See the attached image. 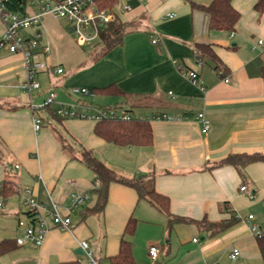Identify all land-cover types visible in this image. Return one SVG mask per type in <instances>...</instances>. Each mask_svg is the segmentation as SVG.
<instances>
[{"label":"crops","instance_id":"1","mask_svg":"<svg viewBox=\"0 0 264 264\" xmlns=\"http://www.w3.org/2000/svg\"><path fill=\"white\" fill-rule=\"evenodd\" d=\"M212 1L132 0L131 9L120 15L128 25L122 45L101 56L96 52L99 47L84 52L52 15L44 18L39 29L48 48L43 58L48 68L41 74L45 87L41 84L36 96L42 89L52 90V80L61 87L91 91L116 86L123 96L95 98L111 101L101 107L151 118L153 145L147 148L108 144L95 135L96 122L60 120L52 106L42 110L52 120L45 127L40 110H34L42 103L34 101L33 92L29 95L21 89L26 80L23 57L0 48V182H10L15 189L13 196L0 198V242H15L25 234L19 226L20 221L30 222L20 195L24 190H31L44 203L49 193L61 205L73 193L92 192L95 175L71 160L60 137L73 151L72 145L80 149L75 157L87 150L125 177L152 179L154 189L169 198L176 217L217 224L230 219L231 212L239 222L216 236L187 223L169 230L167 218L139 200L134 189L112 184L102 215L85 214L96 203L93 194L91 204L73 214V233L50 224L41 247L16 244L14 250L0 254V264H89L81 241L88 243L97 264H112L110 258L118 254L131 218L137 220V231L125 238L133 244L136 264H152L151 246L161 249L154 264H220L226 258L231 261L235 249L240 255L232 261L264 264L246 221L253 214L256 223H264V162L249 164L242 171L220 165L231 155H264V12L255 10L258 0H232L240 14L235 31H210L208 14L193 5L208 6ZM3 35L0 21V40ZM153 38L158 44L152 43ZM198 45L211 47L227 68L226 75L216 72L208 58L202 67L197 64ZM179 66L197 72L199 84L184 77ZM55 67L64 73L56 74ZM198 114H204L209 124L207 133ZM163 115L173 120L157 119ZM34 116L43 121L38 133L33 130ZM244 185L256 193L255 201L241 194ZM96 218L102 219L103 229L98 228L99 221L94 222ZM141 229L147 237L139 243ZM195 232L204 237L197 240Z\"/></svg>","mask_w":264,"mask_h":264},{"label":"built area","instance_id":"2","mask_svg":"<svg viewBox=\"0 0 264 264\" xmlns=\"http://www.w3.org/2000/svg\"><path fill=\"white\" fill-rule=\"evenodd\" d=\"M114 0H26L20 3V9H11L12 0H0V21L4 26V35L0 40V48L7 49L13 54H19L23 57L26 80L21 84V89L28 93L39 90L41 83L37 77L41 72L47 70L46 63L43 58L48 53V48L42 44V35L39 29L43 27V20L47 15H52L55 18L66 21L74 36L75 41L80 47L92 48L91 50L101 47L100 33L101 31L120 20V15L128 12L131 8L129 3L132 0H117L113 7H109L106 3ZM170 18L174 15H169ZM158 39L153 38L152 43L158 44ZM263 44L262 41L259 42ZM197 64L202 67L203 62L198 61ZM181 74L190 82L198 85V73L190 71L182 67H178ZM54 72L58 75L64 73L63 68L55 67ZM221 74V73H220ZM228 83L229 79L226 78ZM72 94L80 97L75 105L60 104L59 109L54 113L56 117L62 120L77 119V120H92L100 122L106 119H119L129 121L133 115L126 113L116 107H101L93 106L95 96L89 89L74 88ZM57 95L51 93L50 96L34 110H46L55 103ZM89 99L88 103L86 100ZM93 100V102H92ZM138 118H144L141 115H135ZM151 120V118H145ZM157 119L173 120L172 117L163 115ZM197 119L203 124V133H207L209 124L205 119L204 114H198ZM43 126L41 118L33 117V130L38 133ZM19 169L18 165L14 166ZM2 183L0 182V188ZM100 187V182L95 181L92 192L73 193L70 195L66 205H61L49 195L47 203L41 202L38 197L29 189L20 193L23 205L29 214V221H20L19 226L25 230V234L18 237L15 242L18 246L33 244L36 247H41L47 237L50 229V224L65 232L73 233L76 224L73 221V214L80 209L91 204L94 196L93 192ZM241 194L245 195L248 200L255 201L257 195L254 191L249 190L247 186L240 188ZM3 207V201L0 200V208ZM264 218V212H263ZM256 217L253 214L248 215L246 221L249 224V232L258 240H264V223L258 224L255 222ZM197 242V240H194ZM79 246L89 260V264H97L89 245L85 241L79 242ZM161 255V249L157 246L149 248V257L154 264ZM238 250H233L230 258L235 260L239 257Z\"/></svg>","mask_w":264,"mask_h":264},{"label":"trees","instance_id":"3","mask_svg":"<svg viewBox=\"0 0 264 264\" xmlns=\"http://www.w3.org/2000/svg\"><path fill=\"white\" fill-rule=\"evenodd\" d=\"M26 0H12L11 9H20V3ZM117 0L106 3L109 7H113ZM209 16V30L210 31H225L232 33L240 19V14L232 6V0H213L208 6L193 5ZM255 10L261 14L264 12V0H258L255 5ZM127 24L122 23L121 20L116 24L104 28L100 33L101 47L104 55L112 49L121 46L123 38L127 32ZM100 47V48H101ZM199 54H197V62L208 58L214 63V70L221 73V76L226 75L227 68L222 64L217 55L213 52L210 46L198 45ZM97 55V56H101ZM94 96H112L121 97L124 94L116 87L109 86L103 89H95L91 91ZM117 108V107H116ZM48 109V108H46ZM50 111V110H48ZM126 113L133 115L129 121L119 119H106L97 122L94 127L95 135L104 140L108 144L119 147H151L153 145V132L150 121L145 118L136 117L132 110ZM56 117V115L54 114ZM58 118V117H56ZM60 119V118H58ZM62 120V119H60ZM60 139L62 149L68 153L69 148L65 146L63 140ZM71 160L77 161L85 168L95 175V181L100 182L99 189L93 193L96 196V203L88 209L87 215H102L108 204L109 189L112 184H120L134 189L139 197V200H145L154 207H156L168 220V229L171 230L175 224L187 223L193 224L197 228L204 229L213 236H216L225 230L231 228L239 222L231 212V218L221 221L217 224L209 223L206 219L203 221L189 220L186 218L176 217L171 214L170 200L167 196L158 193L153 187V180L150 179L147 184L146 176H136L133 178L125 177L116 170L107 166L103 161L97 158L92 152L83 150L80 156L75 157L71 155ZM264 162V155H231L221 161V166H233L238 170H243L247 165ZM10 182L3 181L0 188V198L6 199L15 194V189L10 185ZM150 184V186H149ZM148 185V187H147ZM137 231V220L129 219L123 238L121 239L118 254L110 258L112 264H136L133 254L132 242L126 240V236L133 237ZM260 254L264 263V240H258ZM16 248V243L11 240H4L0 242V254L4 255ZM62 264H82L80 261L65 262Z\"/></svg>","mask_w":264,"mask_h":264},{"label":"rangeland","instance_id":"4","mask_svg":"<svg viewBox=\"0 0 264 264\" xmlns=\"http://www.w3.org/2000/svg\"><path fill=\"white\" fill-rule=\"evenodd\" d=\"M60 22V24H61V27L65 30L66 29V31L67 32H69V34H70V36L72 37V39H74V36L72 35V33H71V28L69 27V24L66 22V21H64V20H61V19H58ZM59 26V25H58ZM75 40V39H74ZM76 42V41H75ZM76 44H77V42H76ZM72 45L73 46H75V44L74 43H72ZM78 45V44H77ZM79 46V45H78ZM75 48H77L78 49V47H76L75 46ZM82 48V47H81ZM92 48H88V47H86V48H82V50L84 51V52H86V53H91L93 50H91ZM78 50H80V49H78ZM103 51H104V48H100L99 47V50L98 51H96V52H98L97 54L98 55H101L102 53H103ZM51 55H53V52L51 53ZM54 56H55V53H54ZM58 58H59V56H58ZM58 58L57 57H55L54 59H56V61L58 60ZM43 72H41L40 74H39V76H38V80L41 82V84H43V89H44V87H45V80H44V78L43 77H41V74H42ZM52 82V90H48V92H44V90L42 89L41 90V92H40V95L39 96H36L39 92H37V91H34L33 92V97L35 96V99H34V101L35 102H40V103H43V99L44 98H48V96H50V94L51 93H56V95H57V98H58V100H57V102H55V104L54 105H51L52 106V110L53 111H57L58 109H59V107H60V103H64V104H66V105H75L76 103H77V101L80 99V97H78V96H76V95H74V94H72V91H71V89H74V88H70V87H61V86H58V85H56L55 84V81L54 80H52L51 81ZM56 85V86H55ZM105 100H107V99H101V98H95L94 99V102H93V100H92V102H93V106L95 107V108H101V106H103V105H106L105 103H111V101H105ZM88 103L90 102L88 99L86 100ZM38 115H41V117H43L44 118V124H45V127H47V128H49L48 126H50V124H47V121H49L48 119H47V113L46 112H44V111H42V110H40L39 112H38ZM46 119V120H45ZM68 120H70V119H68ZM76 120V119H75ZM50 123H52V120H51V118H50V121H49ZM66 139H67V137H65ZM73 147H74V151H73V148L71 149V147L70 146H68V148H69V151H68V154L69 155H73V156H77V154H76V152H80V149L79 148H77V147H75L74 145H72ZM76 151V152H75ZM34 155H36V153L34 154ZM148 181L149 180H146V181H144V183L145 184H147L148 183ZM149 186H150V184H149ZM147 187H148V185H147ZM261 218H262V215H261ZM97 221H99V225H98V228H101V229H103L102 227H103V221H102V219H101V221L100 220H98L97 218L95 219V221L94 222H97ZM147 237V233H145V232H143V230L141 229L140 230V232H139V234H138V239H139V243H141V240H144L145 238ZM193 237L194 238H196L197 240H201V238L202 237H204V236H202L201 234H198V233H194V235H193ZM190 241H192V238L190 239ZM202 242V241H201ZM85 260H86V257H85ZM232 261V260H231ZM230 261V259L228 260L227 258L226 259H224L223 260V262L222 263H220V264H239V263H236L235 261H232L231 262Z\"/></svg>","mask_w":264,"mask_h":264},{"label":"water","instance_id":"5","mask_svg":"<svg viewBox=\"0 0 264 264\" xmlns=\"http://www.w3.org/2000/svg\"><path fill=\"white\" fill-rule=\"evenodd\" d=\"M79 254H80V255H82V254H83V252H82V251H80V252H79Z\"/></svg>","mask_w":264,"mask_h":264}]
</instances>
